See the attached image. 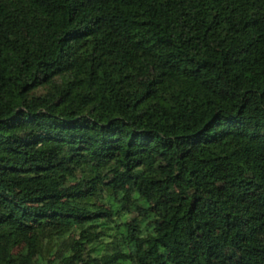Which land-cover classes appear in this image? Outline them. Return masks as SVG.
<instances>
[{"label": "trees", "instance_id": "1", "mask_svg": "<svg viewBox=\"0 0 264 264\" xmlns=\"http://www.w3.org/2000/svg\"><path fill=\"white\" fill-rule=\"evenodd\" d=\"M0 264H264V0H0Z\"/></svg>", "mask_w": 264, "mask_h": 264}]
</instances>
